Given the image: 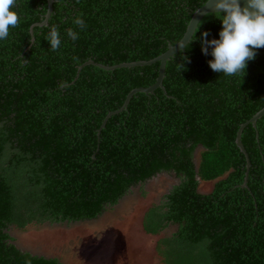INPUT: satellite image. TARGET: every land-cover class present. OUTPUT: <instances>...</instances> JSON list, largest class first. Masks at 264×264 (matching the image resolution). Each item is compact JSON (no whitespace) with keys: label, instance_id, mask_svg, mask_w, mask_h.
I'll return each instance as SVG.
<instances>
[{"label":"trees","instance_id":"16d2710c","mask_svg":"<svg viewBox=\"0 0 264 264\" xmlns=\"http://www.w3.org/2000/svg\"><path fill=\"white\" fill-rule=\"evenodd\" d=\"M206 2L53 0L47 19L48 0H16L19 24L0 40V264H62L18 249L11 229L96 220L162 173L179 184L143 221L152 236L176 226L158 241L162 264H264V116L241 134L249 168L236 143L264 108V47L244 77L213 71L201 33L219 39L222 22L209 14L167 62L164 89L137 93L123 110L131 91L156 83L160 63L85 65L161 56ZM53 26L57 51L46 39Z\"/></svg>","mask_w":264,"mask_h":264},{"label":"rangeland","instance_id":"374dc122","mask_svg":"<svg viewBox=\"0 0 264 264\" xmlns=\"http://www.w3.org/2000/svg\"><path fill=\"white\" fill-rule=\"evenodd\" d=\"M200 151H196V163ZM176 184L179 179L174 174L162 173L133 187L96 220L31 225L24 231L12 228L10 234L21 251L58 258L62 264H162L156 252L158 241L175 232L176 226L152 236L145 232L143 221ZM211 188L212 184L200 183L199 192L206 194Z\"/></svg>","mask_w":264,"mask_h":264},{"label":"clouds","instance_id":"9594fccd","mask_svg":"<svg viewBox=\"0 0 264 264\" xmlns=\"http://www.w3.org/2000/svg\"><path fill=\"white\" fill-rule=\"evenodd\" d=\"M16 0H0V40L9 35V28L19 24V17L11 9ZM214 13L222 22L219 39L208 40V33H201L202 52L208 55L211 47L213 60L208 61L210 68L226 76L243 73L247 61L256 58V49L264 47V0H213ZM73 23L85 27L82 18L76 17ZM67 35L73 41L79 39V34L73 29L67 30ZM52 51H57L61 45L59 32L53 26L46 37ZM76 59V58H74ZM183 59H187L183 57ZM178 70L184 69V64L177 65Z\"/></svg>","mask_w":264,"mask_h":264},{"label":"water","instance_id":"95a60500","mask_svg":"<svg viewBox=\"0 0 264 264\" xmlns=\"http://www.w3.org/2000/svg\"><path fill=\"white\" fill-rule=\"evenodd\" d=\"M52 4H53V0H48V5H49V9H48V13H47V19L50 17L51 13H52ZM245 4V0H241V5L244 6ZM214 13V7H213V0H207V2L205 3L204 6H202L201 8H199L193 15L192 19L190 20L186 33L184 34L182 40L176 44L175 46L169 45L168 50L162 54L161 56L151 60V61H142V62H134V63H124L121 65H116V66H112V67H106L100 64H96L92 61L88 62L85 65H96L101 69L107 70V71H112L118 68H132V67H138V66H146V65H151V64H155L157 62L160 63V68H159V75L157 78L156 83L149 87V88H137L134 89L133 91H131L128 96L127 99L124 103V106L122 107L121 110L126 109L131 98L136 95L137 93L141 92V93H146V94H153L154 91L157 88H162L163 87V80L165 78V70H166V65L167 62L173 57L175 56L177 53H179L180 51H183L186 46L190 43V41L192 40V37L196 31V29L198 28L199 23L203 20L204 17H206L209 14H213ZM46 23V22H45ZM84 67V65L82 67L79 68V70H81ZM116 112L114 113H110L108 115L107 118L111 117L112 115H114ZM264 116V108L259 111L257 114H255L248 122H246L245 124H243L240 127V130L238 132V137L236 140L237 146L239 147V149L241 150V152L246 156L247 158V167H250V162L248 160V154L246 153V150L241 142V134L243 129L248 125V124H252L255 128L257 126V121L262 118ZM244 187H246V183L244 184Z\"/></svg>","mask_w":264,"mask_h":264}]
</instances>
